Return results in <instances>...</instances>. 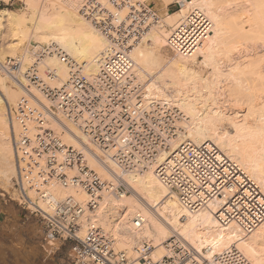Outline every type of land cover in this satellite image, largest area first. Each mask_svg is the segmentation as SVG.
<instances>
[{"label":"built area","instance_id":"2783aa9c","mask_svg":"<svg viewBox=\"0 0 264 264\" xmlns=\"http://www.w3.org/2000/svg\"><path fill=\"white\" fill-rule=\"evenodd\" d=\"M16 1L25 6L22 0H0V8L13 7ZM170 6L181 10L186 5L175 0ZM78 14L108 41L95 75L56 45H39L32 39L23 53L1 63L3 72L25 90L8 113L16 166L15 201L42 222L46 253L51 256L69 244L70 264H253L238 247L204 262L177 237L164 243L162 259L155 261L154 247L143 243L138 260H132L97 221L95 214L104 194H131L123 177L144 173L155 164L158 179L176 195L182 208L195 214L208 202L221 201L218 218L224 223L235 221L244 234L264 223V193L213 143H189L172 153L183 131L179 124L184 114L174 105L145 98L131 56L134 47L162 22L149 0H84ZM211 25L203 11L192 8L173 29L168 48L176 56H194ZM49 57L59 58L69 69L68 80L60 86L52 84L59 78L55 70L43 66ZM59 118L79 129L103 158L67 145L52 125ZM165 153L172 156L158 163ZM91 160L105 165L114 180L105 179ZM110 162L120 174L109 168ZM57 186L81 191L86 203L74 196L58 200L53 192ZM144 225L145 218L138 213L133 228L141 230Z\"/></svg>","mask_w":264,"mask_h":264},{"label":"bare ground","instance_id":"6f19581e","mask_svg":"<svg viewBox=\"0 0 264 264\" xmlns=\"http://www.w3.org/2000/svg\"><path fill=\"white\" fill-rule=\"evenodd\" d=\"M22 1L27 8L19 11L0 8L2 60L6 55L17 57L23 53L32 39L39 45H56L78 64L85 65L88 74L97 73L99 58L108 41L79 16L84 0ZM161 1L168 6L173 0ZM183 3L186 6L181 10L165 12L161 24L153 27L131 53L144 96L174 105L184 114L179 125L185 132L179 133L172 153L189 143L199 146L213 143L264 193V0H193L191 3L183 0ZM192 8L200 9L209 18L212 24L209 34L194 56L172 58L168 38ZM251 43L255 57L250 56L254 54H250ZM238 50L240 57L235 55ZM1 63L4 62H0V187L7 192L16 173L7 107L15 106L25 90L3 72ZM43 66L58 75L53 85L60 86L68 80L69 69L59 58L49 57ZM201 69L205 70L204 74L200 73ZM223 82L237 87L224 98L218 94ZM231 86L226 87L232 89ZM32 92L50 108V103L36 90ZM59 119L52 125L67 145L103 158L79 129ZM172 153L163 154L158 163ZM105 162L109 163L107 159ZM90 163L105 179L114 180L113 172L105 165L96 160ZM108 165L120 174L112 162ZM157 165L144 173L125 175L123 179L131 195L104 194L95 214L105 231L114 236L116 246L125 250L130 259L138 260L142 244L152 243L153 258L160 260L166 254L164 243L177 237L182 246L192 249L204 262L216 253L238 247L253 264H264V223L253 233L244 234L235 221L224 223L218 218L222 206L218 200L208 202L198 213H189L160 182L155 173ZM53 192L58 200L74 196L81 203L87 201L84 193L72 188L57 186ZM138 213L145 218L141 230L133 228Z\"/></svg>","mask_w":264,"mask_h":264},{"label":"rangeland","instance_id":"374dc122","mask_svg":"<svg viewBox=\"0 0 264 264\" xmlns=\"http://www.w3.org/2000/svg\"><path fill=\"white\" fill-rule=\"evenodd\" d=\"M174 1L175 0H173L172 3ZM149 2L152 3V5L155 8L163 7L164 15L165 12L167 13V10L169 13H174L178 11L174 6L167 7L166 4L161 0H149ZM23 8H27L26 5L21 6V4L18 1H16L13 7H2L1 9H10L13 11H19ZM161 17L162 19H164V16ZM252 44L253 43H251L250 45L252 47H250L249 49H251L250 54L251 52L254 54H252L253 56L252 55L250 56L255 57L256 56V52H254L255 47H253L254 44L253 45ZM169 53L172 58L173 57L178 58L176 55H174V53L171 50L169 51ZM235 55L236 57L237 56L240 57L241 55L240 51L238 50ZM10 57L12 56L6 55V57L3 60L0 57V62H5L6 59ZM202 71L203 70L201 69L200 73ZM203 72L205 73V70ZM203 72L202 74H204ZM230 85H232L231 88L233 90L227 88L230 87ZM234 86L230 82H225V83L223 82L218 89V91L221 89L220 90L221 93L218 92V94L223 98L228 97L229 92H232L233 94L234 93L233 91L236 90L235 88L237 87L233 88ZM37 94L41 96L40 93L37 92ZM229 94L231 95V93ZM10 107H14V105L12 106L9 105L7 107V114L9 113ZM183 132H185V130ZM10 135H11V130H10ZM11 141H12V137H11ZM13 178L14 176L12 177L11 180L12 183H10L7 192H5L0 187V264H70L69 244L63 245L59 250H57L51 256H49L46 253L42 222L40 221L39 218H36L35 216L31 215L27 210L20 207L18 203L15 201ZM151 245L153 246L152 243Z\"/></svg>","mask_w":264,"mask_h":264},{"label":"crops","instance_id":"0c3cea01","mask_svg":"<svg viewBox=\"0 0 264 264\" xmlns=\"http://www.w3.org/2000/svg\"><path fill=\"white\" fill-rule=\"evenodd\" d=\"M168 7V6H167ZM171 7V6H170ZM175 7V6H174ZM155 8V7H154ZM176 8V7H175ZM177 9V8H176ZM155 10L161 15V16H164V13H163V11H164V9H163V7H161V8H155ZM167 13H169L168 12V10H167Z\"/></svg>","mask_w":264,"mask_h":264}]
</instances>
